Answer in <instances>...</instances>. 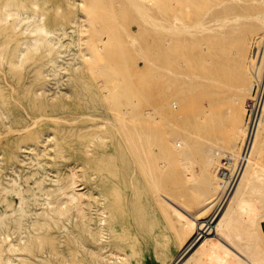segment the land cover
Returning <instances> with one entry per match:
<instances>
[{"label":"bare ground","instance_id":"6f19581e","mask_svg":"<svg viewBox=\"0 0 264 264\" xmlns=\"http://www.w3.org/2000/svg\"><path fill=\"white\" fill-rule=\"evenodd\" d=\"M252 32L264 45V0H0V62L23 85L26 120L47 127L18 147L30 148V183L48 204L25 243L8 240L27 200L0 182L21 202L3 198L0 260L26 249L17 264H264V67L248 59ZM65 73L66 91L50 95ZM254 80L261 104L246 120ZM53 134L79 139L81 171L49 172L48 157H64Z\"/></svg>","mask_w":264,"mask_h":264},{"label":"rangeland","instance_id":"374dc122","mask_svg":"<svg viewBox=\"0 0 264 264\" xmlns=\"http://www.w3.org/2000/svg\"><path fill=\"white\" fill-rule=\"evenodd\" d=\"M253 25V22L251 23ZM257 35H259L257 32H252L249 34V40L250 43L248 44V59L254 61L255 63L258 62V59H263V67H264V58L262 57V54L264 52V45L263 42H259L258 48L256 47V40ZM62 43V42H61ZM65 43V40H64ZM62 49L61 55L62 60L64 61H71V58L73 56V50L66 47L64 44L60 46ZM258 51V52H257ZM257 53V57L254 58V56ZM259 60V61H260ZM262 67V71H263ZM0 80L6 87L3 91L5 92L6 98L8 97V101H6L7 108V114L0 115V182L3 184H11L16 183L20 189L21 193L25 196V199L27 200V203L25 204V216H24V227L23 232L21 235H18L16 231L13 229L9 230V233L7 235H1L6 236L8 240H14L20 241V243H25L27 241V236L29 234V225L30 221L33 217H35V214L38 212H41V209L48 205L46 202H44L45 195H41L37 192L38 185L34 182L30 183V176L33 174V165L30 159V148L28 146H23L22 148L18 147L19 143H27L29 144V138L30 133L32 132V129H39V128H47L44 121H41L40 124L36 123L35 125H32L33 123V117L31 116V120H26L25 114L30 113V101L26 99V96L22 95L23 98L18 100V96L20 94L14 95L18 89H20L23 85L19 83L15 77L8 72L7 66L4 63L0 62ZM28 80V79H26ZM66 80H67V73H65V78H62V80H56L53 76H51V80L49 83V90L48 92L50 95L53 94H63V92L66 91ZM260 85L256 80L253 81L252 89L250 91L249 96L254 97L256 95L257 102L255 104L254 109H250L247 105V113H246V120L248 118L255 119L258 115V108L261 104L260 98V91H259ZM248 98H246L247 101ZM249 101V100H248ZM246 104V103H245ZM226 108H228L229 111H231L232 107H230V104L226 105ZM15 117L18 121L15 120ZM54 139L57 141H60L64 146L63 150V160L62 157L56 158L54 155L49 156V172L51 174H54L56 171V168H59V171L62 172L68 171L72 167H74L75 170L81 171V168H83L86 164V160L84 157L80 156L79 152V139L78 140H70L69 135L60 136L57 134H53ZM229 160L225 159V161ZM68 161H72L73 163L69 165H65ZM230 162V161H228ZM43 163H46L44 160ZM85 164V165H84ZM226 165V164H225ZM228 165V163H227ZM31 186V188H30ZM7 196L12 208H16L21 206V202L19 199V193L13 192L9 189H1L0 187V209L2 207V201L4 196ZM215 208V209H214ZM208 209L204 212L203 217L209 218L208 216H212L215 213L216 207ZM220 209L221 206H218ZM217 211V210H216ZM203 214V213H202ZM204 221V219H203ZM263 223V221H262ZM262 226V225H261ZM263 230V228H262ZM264 233V231H263ZM26 258L30 262V252H28L26 249H18L17 254H15L14 258L7 259L9 263L17 264L20 259ZM194 258V257H193ZM192 258V259H193ZM195 260V258H194ZM205 262H200L199 264H217L216 259L209 258L208 261L204 260ZM7 263L5 260H0V264ZM150 264H164V261H158V262H151ZM185 264H192L191 262H187Z\"/></svg>","mask_w":264,"mask_h":264},{"label":"built area","instance_id":"2783aa9c","mask_svg":"<svg viewBox=\"0 0 264 264\" xmlns=\"http://www.w3.org/2000/svg\"><path fill=\"white\" fill-rule=\"evenodd\" d=\"M256 102H257V97H255L254 99H252V101H249L248 102V107L250 108V109H254V107H255V104H256ZM226 162V161H225ZM227 163H229L228 165H227ZM226 163V166H230V165H232V163L231 162H227ZM224 171L226 172V175H227V180L229 181V183H231V181L234 179V177H235V175H233L232 173H231V171H230V169H229V167H226V169H224ZM226 199V196L224 197V199H223V201ZM262 228H263V231H264V221H263V223H262Z\"/></svg>","mask_w":264,"mask_h":264}]
</instances>
